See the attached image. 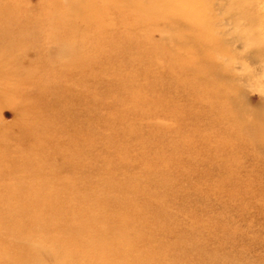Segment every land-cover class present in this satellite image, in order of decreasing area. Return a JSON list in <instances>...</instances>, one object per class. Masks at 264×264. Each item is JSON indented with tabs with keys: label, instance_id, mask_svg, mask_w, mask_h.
<instances>
[{
	"label": "rangeland",
	"instance_id": "1",
	"mask_svg": "<svg viewBox=\"0 0 264 264\" xmlns=\"http://www.w3.org/2000/svg\"><path fill=\"white\" fill-rule=\"evenodd\" d=\"M0 264H264V0H0Z\"/></svg>",
	"mask_w": 264,
	"mask_h": 264
}]
</instances>
